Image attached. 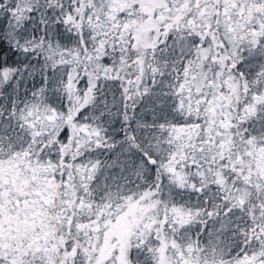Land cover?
<instances>
[{
    "label": "snow or ice",
    "instance_id": "6c2138e0",
    "mask_svg": "<svg viewBox=\"0 0 264 264\" xmlns=\"http://www.w3.org/2000/svg\"><path fill=\"white\" fill-rule=\"evenodd\" d=\"M0 264H264V0H0Z\"/></svg>",
    "mask_w": 264,
    "mask_h": 264
}]
</instances>
